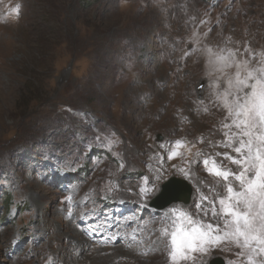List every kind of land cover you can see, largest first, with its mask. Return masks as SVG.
I'll return each instance as SVG.
<instances>
[{"label":"rangeland","instance_id":"obj_1","mask_svg":"<svg viewBox=\"0 0 264 264\" xmlns=\"http://www.w3.org/2000/svg\"><path fill=\"white\" fill-rule=\"evenodd\" d=\"M209 49L236 53L227 75ZM244 61L264 64V0H0V264H174L172 208L234 230L211 213L241 188L202 161L240 170L217 97ZM180 168L191 205L151 208L139 189ZM210 255L264 264L234 243Z\"/></svg>","mask_w":264,"mask_h":264},{"label":"snow or ice","instance_id":"obj_2","mask_svg":"<svg viewBox=\"0 0 264 264\" xmlns=\"http://www.w3.org/2000/svg\"><path fill=\"white\" fill-rule=\"evenodd\" d=\"M11 11L18 19L22 6L13 7ZM208 52L215 56V63L221 65V73L227 75L224 69L233 66L230 61L236 53L229 52L224 55L221 50V54H215L211 49ZM247 65V61L235 64L234 77L227 79V88L222 97H217L218 100L222 99L223 107L231 118V124H224V128L230 130L234 127L238 130L225 133V147L231 149L233 141H238V146L234 148L236 155L226 152L222 159L230 161L240 170L235 172L224 169L215 160L212 161L211 166L208 159L202 161L209 174L225 182L232 178L241 188L240 191H236L231 184H228V196L218 200L220 212L211 213L212 217H232L231 221L225 220L224 224L226 228L229 224L234 225V230L221 233L219 224L212 220L205 222L203 219H196L190 212L170 209L173 215L172 230L169 232L165 229L164 232L170 236L169 255L174 264H178L179 261L195 262L197 259H200L201 264H205L203 258L211 259V252L219 250L224 243H234L240 249H248L256 255L264 256V64L256 68H249ZM205 83L202 81L201 91ZM180 145L181 141L177 140V148ZM179 156L180 153L173 150L167 159L172 161ZM171 167L176 170L175 163ZM179 172L184 178L188 176V172L183 168H180ZM172 178L166 177L165 171H158L153 180L146 181L152 184V187H141L139 192L141 196L154 195L160 191L162 182L166 183ZM202 199L203 202H207L206 196ZM215 204L214 200L213 207ZM240 205H243L245 210H240ZM196 207L200 209L203 204H197ZM254 209L258 210L254 211ZM202 215L209 214L205 212ZM248 260L249 264H255L251 255Z\"/></svg>","mask_w":264,"mask_h":264},{"label":"water","instance_id":"obj_3","mask_svg":"<svg viewBox=\"0 0 264 264\" xmlns=\"http://www.w3.org/2000/svg\"><path fill=\"white\" fill-rule=\"evenodd\" d=\"M200 90V86H199ZM158 141H163L164 136L158 134ZM171 180L163 183L160 191L154 196L149 206L157 211H164L174 204L191 205L194 196V186L191 182L182 177L172 176ZM210 264H226V260L222 256L214 257L210 260Z\"/></svg>","mask_w":264,"mask_h":264}]
</instances>
